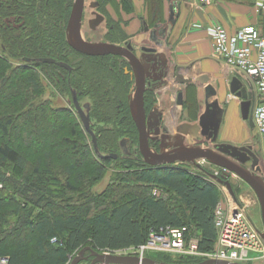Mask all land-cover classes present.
Instances as JSON below:
<instances>
[{
  "label": "trees",
  "instance_id": "1",
  "mask_svg": "<svg viewBox=\"0 0 264 264\" xmlns=\"http://www.w3.org/2000/svg\"><path fill=\"white\" fill-rule=\"evenodd\" d=\"M96 1L103 15L109 6L117 12L133 9L132 0ZM73 3L0 0V260L68 264L70 255L86 247L99 253L139 247L151 230L167 226L188 227L201 251H213L220 188L204 168L197 173L185 165L153 168L138 149L136 160L118 155L124 137L138 143L129 109L133 80L125 74L128 63L116 56L82 55L69 46L66 31ZM107 25L110 43L128 41L122 22L108 16ZM44 59L56 63L40 61ZM48 90L71 99L75 93L80 104L89 98L88 114L99 125V154L117 158L101 159L92 139L86 141L77 114L54 106L45 98ZM188 94L186 107L197 116L194 89ZM112 163L119 169L114 182L102 194L90 195ZM7 165L16 178L1 188ZM65 193H75L77 199L64 198ZM168 195L175 197L174 208L181 214L170 207ZM150 258L179 264L202 261L161 254Z\"/></svg>",
  "mask_w": 264,
  "mask_h": 264
},
{
  "label": "water",
  "instance_id": "2",
  "mask_svg": "<svg viewBox=\"0 0 264 264\" xmlns=\"http://www.w3.org/2000/svg\"><path fill=\"white\" fill-rule=\"evenodd\" d=\"M86 6V0H74L70 17L67 24V42L76 52L90 57L116 56L126 60L132 69L134 76L135 89L128 96L129 109L133 123L136 125L139 139L138 148L146 165L153 168L165 166H175L178 164H191L199 170H204L201 162L215 166L221 170L227 171L220 177L215 174L208 176L219 185L225 187L234 201H237L233 186L230 182L231 175H235L246 183L257 197L261 209V218L263 231L260 232L264 241V178L259 176L260 160L258 155L252 151L251 146L238 147L235 145L219 144L218 137L223 122V111L219 103H210L211 97L216 95L215 90L208 86L206 88V112L202 114L195 124L183 123L175 131L164 124L163 114L155 107L150 115H147L145 108V95L148 91V80L153 81V91L160 90L169 85L170 72L172 66L169 59L160 49H170L165 40L171 35L173 26L176 24L174 7H170V18L166 26L157 24L153 30L147 22H143L141 33L131 42L124 45H117L108 42H90L84 39L82 33L83 16ZM105 21L103 15H96L93 22V30L102 25ZM43 63H56L54 60L44 59ZM159 74L154 78L152 75ZM182 69L174 72L176 83L181 85L190 84L192 78L181 79ZM198 81L206 84L210 79L204 75L198 78ZM230 91L242 100L241 113L242 119L249 123L252 130L255 129L253 121L254 97L252 87H245L242 81L234 78L230 83ZM73 105L82 121L83 127L92 138L95 152L101 159H116L117 155H100L97 149L96 134L91 127V118L84 109L88 106H82L75 93H72ZM178 105H184V94H178ZM160 144V152L151 148L150 142ZM127 140L120 143L124 146ZM208 144V145H207ZM210 144V145H209ZM251 163V169L245 166ZM86 253L90 255L85 257ZM91 264H179L168 262H157L152 258L141 259L137 256L116 255L113 253H99L90 247H86L73 258L70 264H79L88 261ZM193 264H238L214 259H208Z\"/></svg>",
  "mask_w": 264,
  "mask_h": 264
},
{
  "label": "crops",
  "instance_id": "3",
  "mask_svg": "<svg viewBox=\"0 0 264 264\" xmlns=\"http://www.w3.org/2000/svg\"><path fill=\"white\" fill-rule=\"evenodd\" d=\"M255 2L256 0H208L206 4H201L200 0H132V11L126 13L120 8L117 12L125 15L124 19L127 22L125 31L128 32L130 40H135L141 33L144 21L149 24L151 30L155 27L151 24L158 22L166 26L170 18V7H174L176 24L166 39L167 42L165 40L170 49L159 50L169 59L173 73L169 85L154 92L156 94L154 108L163 114L164 124L171 131L174 132L183 123L195 124L206 112L208 86L216 92L209 102L219 103L223 116L231 113L242 117V100L231 93L230 83L234 78H238L245 87L251 85L213 56L212 38L208 28L220 24L233 34L240 28L251 25L257 27L264 36V14L258 15L255 12ZM98 29L94 31L97 37H104L107 33L106 27L101 25ZM179 68L182 69L181 79L192 78L190 84L176 83L174 72ZM204 75L209 77V83L198 81V78ZM190 88L194 89V96L197 99V116L186 107L190 100L188 94ZM179 93L184 94L183 107L178 105Z\"/></svg>",
  "mask_w": 264,
  "mask_h": 264
},
{
  "label": "built area",
  "instance_id": "4",
  "mask_svg": "<svg viewBox=\"0 0 264 264\" xmlns=\"http://www.w3.org/2000/svg\"><path fill=\"white\" fill-rule=\"evenodd\" d=\"M200 2L206 4L208 0H200ZM254 9L258 15L264 14V0H256ZM208 31L212 38L213 56L232 72L243 77L251 85L253 94L255 92L253 121L259 138L264 142V36L257 27L251 25L240 28L231 35L220 24L211 25ZM220 171L215 175L221 176L227 173L224 170ZM214 222L217 242L211 252H203L199 249V239L188 227L167 226L158 231L151 230L143 245L113 254L144 259L151 252L195 257L202 261L214 259L238 264H247L251 261L252 255L264 254V241L260 230L248 220L245 207L238 201L229 198V202L226 203L221 200L215 209ZM75 255H70L68 264ZM0 264L8 263L2 259Z\"/></svg>",
  "mask_w": 264,
  "mask_h": 264
},
{
  "label": "rangeland",
  "instance_id": "5",
  "mask_svg": "<svg viewBox=\"0 0 264 264\" xmlns=\"http://www.w3.org/2000/svg\"><path fill=\"white\" fill-rule=\"evenodd\" d=\"M102 12H101L99 4L97 3L96 0H86V6H85V11H84V16H83V27H82L83 28L82 33H83L85 40L90 41V42H95V43H98V42L110 43L107 40V36L109 35V30H108V25H107L108 24V16L112 17L114 19V21H116L118 23L122 22V25H121L122 30L126 26L127 22L125 21L126 19H124L125 15L124 14L123 15L118 14L117 11L114 9V7L109 6L107 8V12H105V13H107V15L106 14L103 15L104 12L103 13ZM115 13H117V14H115ZM98 14L103 15L105 18V21H106V22L104 21L102 23V25L105 26L107 29V33L104 35V37L103 36L97 37L98 35H96L95 34L96 32H94V30H93L94 28H93L92 24H93L94 20L96 19V15H98ZM123 34L124 35L128 34V32L124 31ZM229 35H231V33H229ZM66 37H67V34H66ZM116 38L118 40H120L122 38L121 33L120 34L118 33ZM46 83H48L47 80H46ZM134 89H135V82L133 81L132 88H131L132 92H130L129 94H132L134 92ZM253 97H254V99L256 98L255 92L253 94ZM45 98L49 99L54 106L60 107L63 109L72 110L74 113L77 114V111L73 105L72 99L69 95L63 96L59 92L55 93L53 91L51 92L50 90H48ZM152 98H153V101H155V98H156L155 93H154ZM90 104H91V100L89 98L84 97L81 100L82 106L88 105V107H89ZM153 104H156V101L153 102ZM89 109L90 108H88V110L87 109H84V110L86 113H89L90 112ZM77 116H78V114H77ZM78 119L80 120L81 127L84 131V134L86 135V137H85L86 141L90 142L92 138L85 132V130L82 126V121H81L79 116H78ZM95 122L94 121L91 122V127H92V129L94 128V132L97 133V131L99 129V125L96 124ZM108 127L114 128L113 126H108ZM138 139H139V136H138ZM124 140H127V143H125L124 146H120L119 151H117V152H119L118 155L121 156L122 158L124 156L125 157L130 156V158H128V159H133V160L138 159L137 155H135L136 149L139 150L138 143L135 144L131 140L130 137H124L123 139L120 140V143ZM218 143L219 144L235 145L238 147L251 146L252 151L258 155V158L260 160V163L258 165L260 168V171L257 172V174L259 176H261L262 178H264V142L261 141L256 130H252L249 126V123L246 121H243L241 115H238V114L234 115V114L229 113L226 115V117L223 116V123H222L221 131L219 133ZM179 166H182V165H177L176 167H179ZM185 167H187L192 173L200 172L199 169H197L193 166L185 165ZM202 167L207 171L208 174H215L217 172H221L218 168H216L215 166H212L208 163H204V165H202ZM245 167L248 169H251V163H248ZM137 169L138 168H133L131 170H137ZM12 170H13L12 166L7 165V167L5 168L6 173H4L5 177L3 178V181L1 183V188L4 187V183L6 180L16 178V176H14ZM118 170L119 169H118V167L115 166V163L108 165L106 167L105 175H104L102 181L90 189V191H91L90 195L102 194L107 189L108 185H110V184H112V182H114L113 181L114 176L116 173H118ZM131 172H134V171H131ZM230 182L233 186V189H234L238 203L245 207V212H246V216H247L248 220L258 230L263 231L261 209H260L259 202H258L257 197L254 194V192L251 190V188L246 183H244L238 177H231ZM217 185L219 186L221 193H222V201H224L226 203L229 202V198H232V197L230 196L227 189L225 187L219 185V184H217ZM52 189L56 190L57 188L54 187ZM63 196H64V198H68V199H72V200L77 199V194H75V193H69V194L65 193ZM46 199L48 200L50 198L46 197ZM166 199H167L170 207L173 208L175 211H177L179 214H181V212L178 211L177 207L174 208L175 206H177L175 204V202L173 201V199H175V197L173 195H171V196L168 195L166 197ZM36 200L37 199H35V201ZM72 202H74V201H72ZM31 206L29 207V209H31ZM225 206H226V204H225ZM40 210L41 209H38V211H36V213L39 212ZM78 254H76L75 256H77ZM88 254L89 253H87L85 255V257H88L90 255V254L89 255ZM148 256L155 258L158 256V254L150 252V253H148ZM89 260L91 261L92 258H90ZM79 264H91V263L87 262V260H86V261H83ZM247 264H264V254L252 255L251 261H249Z\"/></svg>",
  "mask_w": 264,
  "mask_h": 264
},
{
  "label": "flooded vegetation",
  "instance_id": "6",
  "mask_svg": "<svg viewBox=\"0 0 264 264\" xmlns=\"http://www.w3.org/2000/svg\"><path fill=\"white\" fill-rule=\"evenodd\" d=\"M162 25H163V23H161ZM156 26V25H155ZM154 27V26H153ZM131 41H133V40H130V39H128V41L127 42H131ZM126 42V43H127ZM166 42H167V40H166ZM125 44V43H124ZM123 44V45H124ZM167 44V43H166ZM165 58H166V56H165ZM167 59V58H166ZM126 61V60H125ZM162 73H164V70H162L161 71V73H157L156 75H152L154 78H156V77H159L160 75L159 74H162ZM125 74L126 75H129L130 76V78H131V80H133L134 81V76L132 75V69H131V67L129 66V65H127L126 67H125ZM153 81L152 80H148V91L146 92V95H145V108H146V112H147V115H150L151 113H152V111H153V108H154V106H155V104H153V98H152V96L150 97V96H148L147 97V94L149 95L150 94V92H151V94L153 93L154 94V92L155 91H153L152 89L154 88V86H153ZM131 92H132V90H131ZM130 95V94H129ZM156 95V94H155ZM147 97V98H146ZM85 106H88V105H85ZM90 108V107H89ZM78 114V113H77ZM79 116V115H78ZM135 125V124H134ZM135 127H136V125H135ZM137 129V128H136ZM138 132V131H137ZM139 136V135H138ZM150 145H151V148L154 150V151H156V152H160V144L158 143V142H150ZM87 254V253H86ZM89 255V254H88ZM87 262H90V260H88Z\"/></svg>",
  "mask_w": 264,
  "mask_h": 264
},
{
  "label": "bare ground",
  "instance_id": "7",
  "mask_svg": "<svg viewBox=\"0 0 264 264\" xmlns=\"http://www.w3.org/2000/svg\"><path fill=\"white\" fill-rule=\"evenodd\" d=\"M100 26H101V25H100ZM100 26H99V27H100Z\"/></svg>",
  "mask_w": 264,
  "mask_h": 264
}]
</instances>
